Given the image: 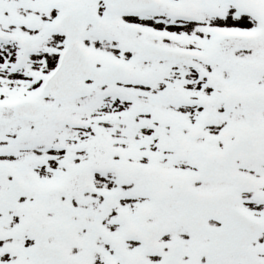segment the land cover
Segmentation results:
<instances>
[{
	"label": "snow or ice",
	"instance_id": "snow-or-ice-1",
	"mask_svg": "<svg viewBox=\"0 0 264 264\" xmlns=\"http://www.w3.org/2000/svg\"><path fill=\"white\" fill-rule=\"evenodd\" d=\"M0 264H264V0H0Z\"/></svg>",
	"mask_w": 264,
	"mask_h": 264
}]
</instances>
